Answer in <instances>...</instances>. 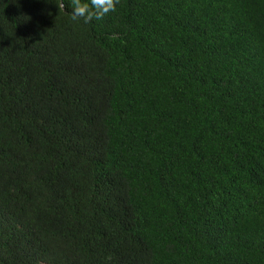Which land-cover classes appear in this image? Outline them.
<instances>
[{"label":"trees","instance_id":"16d2710c","mask_svg":"<svg viewBox=\"0 0 264 264\" xmlns=\"http://www.w3.org/2000/svg\"><path fill=\"white\" fill-rule=\"evenodd\" d=\"M0 0V264H264V0Z\"/></svg>","mask_w":264,"mask_h":264},{"label":"clouds","instance_id":"9594fccd","mask_svg":"<svg viewBox=\"0 0 264 264\" xmlns=\"http://www.w3.org/2000/svg\"><path fill=\"white\" fill-rule=\"evenodd\" d=\"M93 5H95V0H93ZM83 15H84V12L80 10V5L77 0L76 7L74 8V11H73V19H78Z\"/></svg>","mask_w":264,"mask_h":264}]
</instances>
